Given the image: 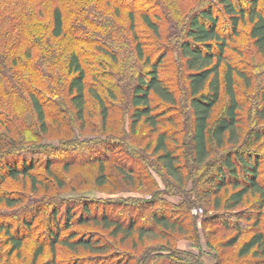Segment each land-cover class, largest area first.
Segmentation results:
<instances>
[{
  "label": "trees",
  "instance_id": "1",
  "mask_svg": "<svg viewBox=\"0 0 264 264\" xmlns=\"http://www.w3.org/2000/svg\"><path fill=\"white\" fill-rule=\"evenodd\" d=\"M153 1L160 8L161 0ZM185 1L197 5L183 11L177 3ZM260 1L164 0L168 10L163 12L150 8L152 0H0V81L8 86L7 91L3 90L5 98L0 99V161L12 160L0 166V187L8 179L29 180L35 192L39 186H50L39 177V169L48 177H54L57 187H63L69 177L68 180L67 175L66 180L61 178L54 168L56 164L63 165L65 172H69L73 164H95L91 175L96 187L106 185L112 168L121 175L124 184L134 183L135 179L142 184L146 182L142 172L147 175L144 171H148V167L140 163L141 156L135 151L124 150V155L112 157L103 146L102 156L56 160L50 156L54 151L70 153L83 147L96 150L97 145L105 141L82 143L69 139V146L57 149L37 143L42 134L49 132V120L60 123L67 119L68 132L72 127L70 113L73 120L84 121L88 97L99 108L102 126L107 123L111 103L104 94L115 98V87L112 84L106 86L103 81L102 88L100 84L87 82V66L79 48L82 46L72 48L67 54L64 49L58 54L54 51L59 40L69 34V42H74V46L78 41L84 43L98 35H103L102 41H106L104 35L114 32L121 36L120 26L113 19L121 9L126 10L128 16L126 27L132 43L130 58L139 65L138 69L132 65L134 71L129 77L132 78L130 130L135 132L142 124L156 133L151 153L155 155V168L164 185L160 189L156 181L155 185L150 183L156 186L151 197L138 201L112 200L101 204L85 199L76 206L72 200L47 198L38 207L33 205L31 216L22 219L23 231L20 227L13 229V225L18 224V216H11L19 212H0V216L12 219V223L0 219L2 245L8 247L4 252L5 264H13L10 259L13 252L21 255L27 239L34 243L33 264H199L190 253L177 249L171 240L176 235H183L199 245L196 216L191 209L203 204L202 231L207 244L215 249V264H243L241 261L246 258L264 264V225H260L264 208V155L255 146L264 138V126H259L264 120V69L261 77L258 76L261 82L259 104L251 111L254 120L244 131L237 85L241 81L249 88L252 76L231 55L239 51L235 39L240 34V25L247 23L252 46L264 57V13ZM135 3L146 5L138 7ZM49 5H52L51 18L46 23L41 17ZM69 10L74 20L68 25L64 15ZM166 14L171 18L162 19ZM136 15L146 26L143 34L146 37L149 34L154 41L164 39L168 48L159 44V47L144 49ZM22 43H25L24 48H21ZM44 48L49 52L47 68L31 59L34 49L46 56ZM96 48L113 62L116 60L117 54L103 43L96 44ZM20 49H23L22 54ZM168 50H174L181 60L190 108L188 124L175 129L163 128L166 123L173 125L178 120V115L172 111L177 103L175 90L161 76ZM88 59L101 66L106 62L97 56ZM60 60L63 61L62 68ZM106 72L101 69L92 72L91 77L95 81L105 80ZM63 95L68 97L66 108L59 101L62 99L66 104ZM223 97L225 103L213 117L214 109ZM57 128L60 127L57 125ZM30 154L38 157L30 158ZM149 165L153 166L152 163ZM189 182L192 185L187 188ZM164 195H174L179 200L169 202L162 197ZM248 197H256L252 203L253 213L239 209ZM21 198L17 194L0 192V203L4 208L19 206L23 212L25 200ZM106 206L113 211L117 209L118 213L110 215ZM208 206L217 212L209 215ZM99 207L101 210L97 212ZM132 207L137 208L140 222L130 215ZM47 210L52 214L46 239H35L31 237L33 232L38 233L35 224L44 218ZM125 212L128 215L124 219ZM84 225L90 229L75 228ZM214 226L232 230V234L214 244L209 238L217 231ZM116 238L119 243L130 240L131 247L140 245L142 249L132 256L131 252L119 249L117 242H113ZM158 238L165 241L156 244ZM146 239L150 243L145 244ZM59 249L74 253L82 250L91 256L60 259ZM158 249L167 250L168 254H157ZM230 249L234 251L233 258L226 255Z\"/></svg>",
  "mask_w": 264,
  "mask_h": 264
},
{
  "label": "rangeland",
  "instance_id": "2",
  "mask_svg": "<svg viewBox=\"0 0 264 264\" xmlns=\"http://www.w3.org/2000/svg\"><path fill=\"white\" fill-rule=\"evenodd\" d=\"M137 4L138 7L145 6L146 4L144 3H135ZM197 5V3H189L188 1H185L183 3H177L179 7L183 11H187L189 8L192 6ZM207 4V3H203ZM150 8H156L160 9L161 11L165 12L168 10L166 7L164 0H161V3H159L160 8L154 4V1L152 0V3ZM259 6L263 10L264 13V0H261L259 3ZM51 7L52 5H49L48 10L44 12V15L41 17V20L43 22H48L51 18ZM163 9V10H162ZM165 10V11H164ZM169 12V11H168ZM65 22H68V25L70 22H72L73 19V14L72 12L65 11ZM164 18H171L169 15H165ZM113 19H115V23L120 26V35H118L117 32H114L112 35H104L107 36L106 41L104 40L103 35H98L94 39L88 40L87 42L84 43H79L76 42L77 45L74 46V42H69L70 34L65 36L64 38L59 40V44L57 46V49H55L54 52L59 53V50L67 51L64 54H67L69 50H71L74 47H79L82 49V55L83 58H85L84 64L87 66V71H88V77H87V82L89 84L91 83H97L100 84L102 88V81L105 82L104 84L106 86H109V84H112L115 87V98H109V95L105 93V98L109 103H111V106L109 107V114L106 120V124L104 127L102 126L101 122V116L99 112V108L93 103V100L89 98L88 101V109L85 113L84 116V121L79 122L73 120V114L70 113V118L71 120V131L68 132V129L66 127L67 125V119L66 121H60L57 120V123L55 121L50 122V128L49 132L42 134L39 141L37 143H40L42 146H48L50 149L51 147L57 149V148H62L63 146H69L68 140L69 139H75L73 141L77 142H100V141H105L104 144H99L97 145L96 150L92 149H87L85 147L81 149H75L72 150L73 152L70 153H62V152H52L50 156L56 157L55 159L59 160V158L63 159H70V158H80V157H89L92 155H100L102 156L103 154V149H108L107 153H111L112 157L113 155H124V150L128 151H135L136 153L140 154L141 156V164L143 163L148 167V171H144L146 174H143V181H146L144 184L139 183L138 180L135 179V182L131 183H126L124 184L123 181L121 180V175L117 174L114 168H112L110 172V176L107 180V183L103 187H96L94 183V179L91 175L92 171L95 168L94 165H89V164H84V165H75L73 164L71 167V170L69 172H65L63 169V165L61 164H56L54 165V168L56 172H58L59 176L61 178H64L66 180V175H67V180L69 177V181L67 182V185L63 187H57L56 186V181L54 177L50 175L48 177L44 171L41 169L38 170V175L42 179H44L46 182L50 184V186L43 188L39 186V190L35 192L32 190V186L30 184L29 180H12L8 179L6 182L2 184L0 187V192H9L13 194H17L18 196H21L24 199L25 202L22 204L24 208L23 212L21 211V208L19 206H16L14 209L12 208H4L5 206L0 203V212L7 211V210H12L11 212L17 211L19 212L18 214L14 213L11 217L17 218V223L14 224V230H17L18 227L21 231H23V228L21 227L22 225V219L25 217L31 216L33 213L32 211V206L35 205L38 207L40 202L43 200H47V198H54V199H60L63 201H69L72 200L75 202L76 206L79 205V201L81 200H91L94 203H101L104 201H124V200H144V199H149L151 197V191L156 189L155 181L157 184V187L160 189L164 188V185L162 183V180L157 173L156 170V161H155V155L151 153V147L152 143H154L156 133L151 130L148 126H144L140 124L137 127V130L135 132H132L130 130V120H129V111L131 109L130 107V96H131V77L133 73V66L135 65V69L139 68V65L131 59V54H132V43H131V36L130 33L127 32V25H128V16H127V11L121 9V13L116 16L114 14ZM164 25V24H162ZM136 26L137 29L140 33V39L144 43V49L149 50L152 47H159L164 46L165 48H168V44H166V41L164 39H160L158 41H154V38L150 37L149 34L146 37V34H143V31L146 29L145 24L143 23L142 19L136 15ZM167 27L168 24H167ZM162 28V27H161ZM248 29H249V24L244 23L240 25V34L236 37L235 43L237 44L239 51L238 52H232L231 55L233 59L235 60L236 63L239 65L245 66L247 71L252 76V85L249 88L244 87L243 83L241 81L238 82L237 88L239 91V97L240 101L242 103V109H241V120L243 122V129L246 131L249 126H251L254 116L251 113L252 110L255 109V107L259 104L260 100V90H261V82H260V74L261 71L264 69V57L259 56L251 43V40L248 36ZM103 43L106 47H108L111 51H114L117 54L116 60L113 62L110 60L107 56L103 55L97 48L96 44L98 43ZM160 44V45H159ZM25 47V43L21 45V48ZM45 49V48H44ZM23 49H20V53L22 54ZM46 56L42 55L43 53L40 54L41 51L39 50H33L32 51V57L31 59L35 63H40V65L48 67L50 63H47L45 65L46 61L48 60L49 57V52L47 49H45ZM53 52V53H54ZM154 53V52H153ZM167 57L164 59L163 65L161 67V76L166 79V81L171 85V87L175 90V95L177 98V103L176 106L173 107V112L178 115L177 117V123L176 124H170L166 123L163 128L167 129H175V128H181L184 127L188 124L189 118V106L187 103V95L185 94L186 91V76H185V71L181 68V60L178 56V54L174 50H168L167 52ZM91 56H97L99 57L100 61H105L104 66L101 65H96L93 64V62H90L91 60L88 59ZM87 59V60H86ZM21 62L24 63V58H21ZM63 61L60 60V68H62ZM107 65V67H105ZM41 68V67H40ZM101 69H105L108 72H106V81L105 80H97L93 79L92 72H98L101 71ZM260 76V77H258ZM104 77V76H102ZM104 85V86H105ZM25 84L22 82V87H24ZM8 86H6L3 82L0 81V99H4L5 95L3 93V90L6 89ZM7 96V95H6ZM67 99L68 97H65L63 95V100L66 104L62 102V99H60V104L64 108L67 107ZM225 103V97L222 98V100L217 104V106L214 109L213 117H215L218 112H220V109L222 108L223 104ZM50 111V110H48ZM73 112V111H72ZM68 117V116H67ZM69 120V122H70ZM57 125L60 127L59 129L57 128ZM259 126H264V120L260 122ZM63 131V132H61ZM65 131V132H64ZM69 136V138H67ZM67 138V139H66ZM149 143L151 146H149ZM104 146V148H103ZM262 155H264V138L259 140L256 145H255ZM144 148V149H143ZM2 156V155H1ZM0 156V157H1ZM31 156V157H30ZM30 158H36L38 157L37 154H30ZM12 161L10 158L9 160L7 159H2L0 161V166L3 165L6 162ZM135 163V162H134ZM137 163V162H136ZM149 163H152V165H149ZM113 164V163H112ZM111 164V165H112ZM137 166L138 164H134ZM139 168V167H138ZM137 168V169H138ZM78 176L75 178V174ZM262 173L264 174V169L262 170ZM71 176V177H70ZM69 182V183H68ZM154 182V185H151L150 183ZM151 186L149 187L148 184ZM192 185L191 182L188 183V187L190 188ZM164 199H167L169 202H176L179 200V197L174 196V195H164L162 196ZM256 201V197H248L247 200H245V203L239 207V209L242 210H247L249 213H253V208H252V203ZM78 202V203H77ZM38 203V204H37ZM102 204V203H101ZM55 206V205H54ZM52 205L50 206L49 209H51ZM93 207V206H92ZM205 205H200V206H193L191 209V213L196 216L195 221H196V226L198 227L199 231V245L196 246L194 243V239L189 237H185L183 235H176L174 238H172V243L175 244L176 248L190 253L195 262L197 261L199 264H215V249L207 244V239L205 235L203 234L202 231V224H201V219L203 217L204 210L203 208ZM101 207L98 208L97 212ZM106 211L110 215H114L115 213H118V210L115 209L114 211L111 210L108 206L105 207ZM133 209L130 211V215L133 218H137L138 221L140 222L141 218L138 217V210L135 207H132ZM17 209V210H16ZM209 215L212 213L217 212L216 210L212 209L211 206L207 207ZM223 209V208H222ZM81 211V210H80ZM219 212L222 210H218ZM81 213V212H80ZM52 211L47 210L44 212V218L42 220H39V223L35 224V231L38 233L33 232L31 237H34L35 239L41 238V239H46V231L48 228V222L50 221ZM256 214V213H255ZM61 215V214H60ZM128 213L125 212V215H123L122 218H127ZM40 217V216H39ZM0 219L6 220L7 222L12 223V219L9 218L8 216L2 215L0 216ZM150 222V221H146ZM260 225H264V208L261 210V216H260ZM210 227V226H207ZM216 227V226H214ZM75 228H78L80 230H89L90 226H75ZM217 231H215L214 236L209 237L212 241V243L216 244L217 241L221 240L222 238L228 237L232 234V230L228 229H222L219 227H216ZM224 228V227H223ZM208 229V228H207ZM212 229V228H210ZM39 235V236H38ZM2 238L3 235L0 233V264H5L6 263V257L4 256V252L8 249L7 246L2 245ZM156 244H161L165 240H162V238H158L155 240ZM25 246L22 248L21 255H16L15 252L11 254V262L13 264H33L31 260V253L32 249L34 246V243L32 240H26L25 241ZM113 242H117L118 246L120 247L119 249H124L127 250L128 252H131L132 256L134 254H138L139 250L142 249V246L138 245L136 248L131 247V242L126 241L125 243H119V239H114ZM145 244L150 243L147 239L144 241ZM233 250L230 249V251L226 254L227 256L232 257ZM58 255L60 259H65L71 256H91V254L84 252L81 250V252L74 253V252H69L67 250L59 249L58 250ZM157 254H163L167 255L168 251L163 250V249H158L156 250ZM185 255V254H181ZM233 258V257H232ZM134 261V260H133ZM131 261V263H133ZM258 260H252V259H244L241 261L243 264H262L261 262H257ZM100 264V263H98ZM101 264H110L109 263H101Z\"/></svg>",
  "mask_w": 264,
  "mask_h": 264
},
{
  "label": "crops",
  "instance_id": "3",
  "mask_svg": "<svg viewBox=\"0 0 264 264\" xmlns=\"http://www.w3.org/2000/svg\"><path fill=\"white\" fill-rule=\"evenodd\" d=\"M177 202V201H176Z\"/></svg>",
  "mask_w": 264,
  "mask_h": 264
}]
</instances>
